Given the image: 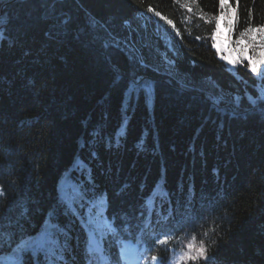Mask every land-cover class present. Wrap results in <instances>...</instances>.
<instances>
[{
    "label": "trees",
    "instance_id": "16d2710c",
    "mask_svg": "<svg viewBox=\"0 0 264 264\" xmlns=\"http://www.w3.org/2000/svg\"><path fill=\"white\" fill-rule=\"evenodd\" d=\"M217 4L197 0L189 13L176 0H0V17L6 18L0 24V216L9 201L26 203L30 231H38L59 182L83 159L97 193H107L108 215L132 225L130 236L121 235L139 237L148 255L166 264L190 239L205 244L213 264H264V115L247 101L264 80L248 72L246 62L230 69L211 48ZM250 9L252 25L264 24V0H239L236 33L248 25ZM113 39L131 44L133 55L142 53L149 67L139 74L157 81L154 108L143 95L133 100L119 148H109L107 137L124 135L129 61L113 44L104 47ZM166 70L222 96L229 108L239 96L237 115L222 116L202 98L180 95L176 82L162 75ZM118 73L124 79L114 83ZM97 125L102 134L94 139ZM154 187L152 224L141 236L137 224L147 218L145 198L151 206ZM71 234L80 246L71 240L66 258L85 264V233L75 224ZM163 235L168 243L156 245Z\"/></svg>",
    "mask_w": 264,
    "mask_h": 264
},
{
    "label": "snow or ice",
    "instance_id": "6c2138e0",
    "mask_svg": "<svg viewBox=\"0 0 264 264\" xmlns=\"http://www.w3.org/2000/svg\"><path fill=\"white\" fill-rule=\"evenodd\" d=\"M42 2L47 4L48 0H42ZM176 2L191 13L194 10L192 5H195L197 0H176ZM233 4L236 7H233ZM238 7L239 0H218L217 14L211 17V20L214 21L210 37L211 48L215 50L222 61L226 62L227 66L235 69L238 66H243L246 62V70L254 77L264 80V24L252 25L253 17L250 9L248 25L239 32L233 41L232 34L239 24ZM153 11L151 7L148 8V12ZM155 16L175 28L174 21L163 16L161 12L155 11ZM5 22L6 18L0 17V24ZM63 23L67 25L68 20L65 19ZM90 24L96 28L98 21L91 19ZM222 33L224 35L223 40L221 39ZM180 35L179 31L175 32V36L179 37ZM0 38H3V32H0ZM93 39L98 40L103 39V37L94 35ZM196 39L199 40L200 37H196ZM110 43L124 51L129 61L127 83L123 91L122 101L124 116L121 126L124 128V135L107 137L109 148L113 145L119 148L127 137V129L131 119L128 116V111L134 107L133 100L139 99L143 95L146 105L154 108L157 81L139 74L141 69H146L149 65L144 60L142 53L132 54L136 50L131 44L127 42L122 44L118 39H113L111 41L105 40L104 47L107 48ZM165 59L168 60V57L166 56ZM168 62L169 64L172 63V61ZM194 63L195 61H193ZM162 75L168 77L169 82H176L180 95L190 94L192 100L202 98L204 102L208 103L210 110L222 116L237 115L241 106L239 96L235 97L234 104L229 108L224 106L225 102L222 96H216L210 92L205 93L204 89L194 80L180 78L177 73L171 70L164 71ZM123 79V74L118 73L114 83H120ZM247 101L253 108L261 107L262 115H264V87L258 88V95L255 97L249 94ZM205 122H207V118ZM102 129L103 125H97V128L90 135L95 139L102 134ZM96 156L97 154L93 152V157ZM73 173L76 174L75 177ZM127 187V184L123 185L121 191ZM163 191L165 195H169L166 187ZM57 192L56 202L50 206L35 233L30 231L31 218L28 215L27 204L14 205L11 201L7 203L6 212L0 216V255H7V259H0V264H70L66 258V254L72 249L69 242L75 239L77 241L76 247L80 246L79 238L73 237L71 234V229L75 224H78L85 233L84 251L82 253L85 264H100L95 259L97 255L104 260V264H111L110 247L105 245H110L112 239H115V242L120 246V259L115 264H132V261L141 260V255L137 253L147 251L148 248L141 249L139 237L133 242L132 239H125L121 235L123 231L130 236L129 229L132 225L127 222V219L125 222L117 224L116 215L113 214L111 217L108 215L110 202L107 199V193H97V185L90 164H87L83 159L79 163H75L68 176L59 182ZM155 192L156 188L154 187L150 193L151 206H149V198H145L148 215L142 226L137 224L141 236L152 224V213L155 211L157 201ZM4 196L5 192L0 190V198ZM100 196L103 199H100ZM0 204H3V200H0ZM17 209L19 210L17 211ZM141 216H144L143 212H141ZM169 239V235H163L155 241V244H166ZM4 248L7 249V253H3ZM186 248L188 251L184 252L173 264H181L185 260L193 262L202 260L204 264H213L216 259L215 256L210 257L208 255V248L203 242L198 247L188 243ZM150 260L153 264H164L163 258L156 254H152Z\"/></svg>",
    "mask_w": 264,
    "mask_h": 264
},
{
    "label": "rangeland",
    "instance_id": "374dc122",
    "mask_svg": "<svg viewBox=\"0 0 264 264\" xmlns=\"http://www.w3.org/2000/svg\"><path fill=\"white\" fill-rule=\"evenodd\" d=\"M233 6V5H232ZM234 7V6H233ZM223 27V26H222ZM239 35L238 33L233 32L232 34V40L234 41L236 36ZM221 39L223 40L224 39V35L222 33V36H221ZM245 63V62H244ZM229 67V66H228ZM230 69H233L232 67H229ZM188 243H192L194 245V247H198L200 242H197V241H187L185 240L183 243H182V250L181 252L179 253V255H177L175 258H174V261L177 260L180 256H182L184 254V252L188 251V249L186 248V245ZM139 255V253H137ZM141 260L140 261H132V264H153V262L151 260H147L145 257L141 256ZM190 261L189 260H185V261H182L181 264H185V263H189Z\"/></svg>",
    "mask_w": 264,
    "mask_h": 264
}]
</instances>
